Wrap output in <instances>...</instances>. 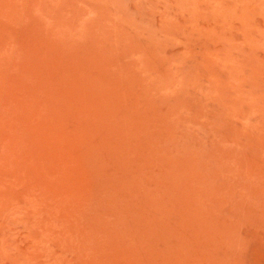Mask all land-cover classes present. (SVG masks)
<instances>
[{"label": "rangeland", "instance_id": "obj_1", "mask_svg": "<svg viewBox=\"0 0 264 264\" xmlns=\"http://www.w3.org/2000/svg\"><path fill=\"white\" fill-rule=\"evenodd\" d=\"M0 264H264V0H0Z\"/></svg>", "mask_w": 264, "mask_h": 264}]
</instances>
